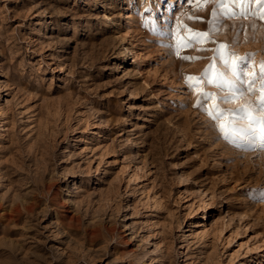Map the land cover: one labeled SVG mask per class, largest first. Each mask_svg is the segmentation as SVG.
<instances>
[{
	"label": "rangeland",
	"instance_id": "obj_1",
	"mask_svg": "<svg viewBox=\"0 0 264 264\" xmlns=\"http://www.w3.org/2000/svg\"><path fill=\"white\" fill-rule=\"evenodd\" d=\"M167 2L159 36L144 0H0V205L22 211L0 264H264L260 126L252 146L218 138L197 101L220 90L187 81L223 68L221 44L258 72L264 5L197 20Z\"/></svg>",
	"mask_w": 264,
	"mask_h": 264
},
{
	"label": "snow or ice",
	"instance_id": "obj_2",
	"mask_svg": "<svg viewBox=\"0 0 264 264\" xmlns=\"http://www.w3.org/2000/svg\"><path fill=\"white\" fill-rule=\"evenodd\" d=\"M193 0H189V3ZM148 6L144 8L143 15L145 27H148L152 32L159 36L171 35V32L161 25L157 18L158 11H171V6L167 0H144ZM195 3L202 5H212L210 12L213 16L217 15V8L219 5H264V0H195ZM248 9L241 7L239 15L243 16ZM235 12L229 13L224 11L223 15H235ZM197 20L203 17H195ZM264 18V16H262ZM165 22L167 17L164 18ZM222 23V21H221ZM187 27V26H185ZM207 31L197 32V38L201 36H208ZM186 46H191L189 42ZM170 48H178V45L169 44ZM226 51H222L225 50ZM207 51H213L207 49ZM216 58L223 61V68L217 69L213 77L209 71L201 73L199 77L189 76L187 81H196L195 84H189V87L195 92L198 84L214 85L220 92L206 91L204 88L199 89L201 99L197 101L200 108L204 109L205 114L209 118L212 127L216 129L219 134L218 138H222L229 143H234L239 146V141H242L249 146L255 144L257 140V128L260 126L259 140L260 146L264 147V61L261 62L259 71H252L251 68L255 65L254 54L249 53L245 56H239L235 51L225 44H221L219 48L214 50ZM175 55L182 60L204 59L205 57H192L188 55L180 56L179 50L175 51ZM257 83L259 88L257 89ZM259 92L254 99H249L244 103L238 104L236 107H226L234 101L240 100L250 94ZM213 97L218 99L211 109L208 107V101ZM224 117H227L226 122H222Z\"/></svg>",
	"mask_w": 264,
	"mask_h": 264
},
{
	"label": "bare ground",
	"instance_id": "obj_3",
	"mask_svg": "<svg viewBox=\"0 0 264 264\" xmlns=\"http://www.w3.org/2000/svg\"><path fill=\"white\" fill-rule=\"evenodd\" d=\"M172 1H174V0H172ZM181 1V0H180ZM189 1V0H188ZM189 3V2H188ZM187 2L185 3V4H181V6H183V10H182V13H183V11H184V13H185V11L187 12V14H188V8L190 7V6H193V5H195L196 3L194 2V3H190V4H188ZM130 16V15H129ZM59 194V193H58ZM37 199V198H36ZM36 201V200H35ZM31 202V201H30ZM56 203L57 204H59V203H63V201L61 202V199L59 198V199H57V201H56ZM27 204V203H26ZM25 204V205H26ZM54 204V203H53ZM2 205V204H1ZM0 205V222H2V224H5V225H10V224H12L13 222H17L19 219H20V216H21V214H22V211H21V208H20V206L19 205H16L12 210H8L5 206L3 207V206H1ZM24 205V206H25ZM37 205V204H36ZM34 206H35V203H31V204H29V205H26V210L27 211H29L30 213H31V211H33V209H34ZM36 207V206H35ZM56 211H57V209H56ZM63 211V210H62ZM60 212L59 213V217H60V219H61V221L63 222V224L65 225V226H67V225H72L71 224V220H73V217H71V216H69V214H67V213H63V212ZM58 212V211H57ZM67 212V211H66ZM75 219V218H74ZM76 220V219H75ZM67 227H69V226H67ZM92 234V233H91ZM10 264V263H9ZM13 264H15V263H13Z\"/></svg>",
	"mask_w": 264,
	"mask_h": 264
},
{
	"label": "built area",
	"instance_id": "obj_4",
	"mask_svg": "<svg viewBox=\"0 0 264 264\" xmlns=\"http://www.w3.org/2000/svg\"><path fill=\"white\" fill-rule=\"evenodd\" d=\"M204 10H205V5L196 3L195 5L190 6L188 8V15L194 17V16H197L199 13H201Z\"/></svg>",
	"mask_w": 264,
	"mask_h": 264
}]
</instances>
